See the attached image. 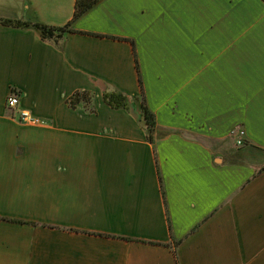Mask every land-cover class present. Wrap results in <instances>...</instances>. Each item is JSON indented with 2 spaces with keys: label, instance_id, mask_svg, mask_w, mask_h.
<instances>
[{
  "label": "crops",
  "instance_id": "obj_1",
  "mask_svg": "<svg viewBox=\"0 0 264 264\" xmlns=\"http://www.w3.org/2000/svg\"><path fill=\"white\" fill-rule=\"evenodd\" d=\"M75 7L0 0V19L63 27ZM72 29L0 22V264H264V162L232 136L264 154V0H101ZM110 37L135 43L152 142L133 46Z\"/></svg>",
  "mask_w": 264,
  "mask_h": 264
},
{
  "label": "trees",
  "instance_id": "obj_2",
  "mask_svg": "<svg viewBox=\"0 0 264 264\" xmlns=\"http://www.w3.org/2000/svg\"><path fill=\"white\" fill-rule=\"evenodd\" d=\"M101 0H76V7H75V13L72 21H70L67 25L63 27H53V26H47L40 23H29V22H21V21H13V20H2L0 19V22L5 25H12V26H18V27H31L34 28L37 32L40 33L41 37L44 40H58L61 39L64 34L66 33H75L76 31L72 29L73 24L80 19L82 16H84L86 13H88L96 4H98ZM81 33V32H79ZM82 34H88V33H82ZM95 35V34H90ZM96 36H103V35H96ZM107 37V36H104ZM112 39L116 40H127L119 37H110ZM130 41L133 46V52L135 56V62H136V70L138 74V82L140 87V96L139 100L141 103V113L144 125L146 127V130L148 132V139L152 142L153 141V133L156 128V116L155 114L150 110L146 95H145V89H144V83L143 78L141 74L140 64L138 55L136 52V46L134 41ZM15 92V91H14ZM104 101L111 106L113 109H129L130 100L128 96H126L123 93L116 92V91H108L104 94ZM66 103L71 109H82L88 114H97V108L94 104V94L87 90H78L74 92L70 97L67 98ZM162 183V178H161ZM163 188V184H162ZM163 190V189H162ZM164 194V192H163ZM165 196V194H164ZM12 222H18L22 224H31L33 226H38L35 223L30 222H24V221H15L10 220Z\"/></svg>",
  "mask_w": 264,
  "mask_h": 264
},
{
  "label": "built area",
  "instance_id": "obj_3",
  "mask_svg": "<svg viewBox=\"0 0 264 264\" xmlns=\"http://www.w3.org/2000/svg\"><path fill=\"white\" fill-rule=\"evenodd\" d=\"M19 103V96L18 95H11L8 98L7 106L10 109H14L18 106ZM20 119L23 123H39L38 120L34 119L29 113L22 112L20 114ZM232 135L235 137V142L237 146H243L245 144V136L246 132L242 128H237L232 131Z\"/></svg>",
  "mask_w": 264,
  "mask_h": 264
},
{
  "label": "rangeland",
  "instance_id": "obj_4",
  "mask_svg": "<svg viewBox=\"0 0 264 264\" xmlns=\"http://www.w3.org/2000/svg\"><path fill=\"white\" fill-rule=\"evenodd\" d=\"M233 136V135H232ZM235 138V137H234ZM234 138H232L233 139V141H234ZM235 142V141H234ZM236 144H234V146H233V148L235 147V151H237L236 153H235V155H234V158L235 159H237V158H239V157H241L240 156V151H243V153H244V151H246V154H247V152H249V159L250 160H257V162L258 163H262V162H264V154L262 153V152H257V151H251V150H249L248 148H247V145H246V143L243 145V146H235ZM233 150V149H232ZM245 155L243 154V157H244Z\"/></svg>",
  "mask_w": 264,
  "mask_h": 264
}]
</instances>
